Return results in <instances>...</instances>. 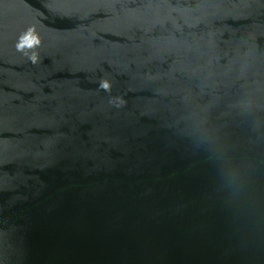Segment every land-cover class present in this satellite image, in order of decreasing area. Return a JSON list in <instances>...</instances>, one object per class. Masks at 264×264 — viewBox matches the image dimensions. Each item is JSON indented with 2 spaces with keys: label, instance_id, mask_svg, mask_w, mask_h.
<instances>
[{
  "label": "water",
  "instance_id": "1",
  "mask_svg": "<svg viewBox=\"0 0 264 264\" xmlns=\"http://www.w3.org/2000/svg\"><path fill=\"white\" fill-rule=\"evenodd\" d=\"M0 264H264V0H0Z\"/></svg>",
  "mask_w": 264,
  "mask_h": 264
}]
</instances>
